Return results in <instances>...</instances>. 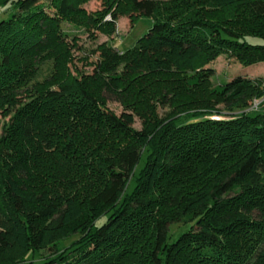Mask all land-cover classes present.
Returning a JSON list of instances; mask_svg holds the SVG:
<instances>
[{
    "label": "trees",
    "instance_id": "16d2710c",
    "mask_svg": "<svg viewBox=\"0 0 264 264\" xmlns=\"http://www.w3.org/2000/svg\"><path fill=\"white\" fill-rule=\"evenodd\" d=\"M87 1L0 0V264H264V99L248 110L264 87L210 88L205 67L264 63V0ZM120 14L153 21L75 76L61 25L109 36ZM174 224L190 229L171 239Z\"/></svg>",
    "mask_w": 264,
    "mask_h": 264
},
{
    "label": "rangeland",
    "instance_id": "374dc122",
    "mask_svg": "<svg viewBox=\"0 0 264 264\" xmlns=\"http://www.w3.org/2000/svg\"><path fill=\"white\" fill-rule=\"evenodd\" d=\"M159 2H168L170 0H157ZM43 4H47V0H42ZM83 7L89 13L101 10L103 7L102 0H88L84 3ZM12 10V6L9 5L4 9L0 10V17L7 16L8 12ZM112 19L110 15H106L103 21L110 22ZM153 19L148 17H138L137 19L131 20L128 15L120 14L117 21L114 23V30L111 35L107 36L101 33H95L94 36H89L84 30H78L71 25L63 23L61 25L62 31L67 35L68 41L75 42L76 48L72 49L71 52L74 55V65L71 67L72 73L76 75L79 73H88L92 70V64L97 55L95 54L97 47L101 44H106L107 46L118 51L120 55L123 54L127 49H131L135 45L136 41L146 33L148 28L151 26ZM250 42H259L257 39L249 38ZM206 68H211L214 75L210 79L209 87L215 88L216 86L223 85L224 83L230 81L233 77L241 76L248 78L254 82H258L264 87V63H258L252 66H244L242 63L238 62L234 57L229 54L220 53L209 59L205 65ZM95 90V94H99V90L93 85L89 84ZM89 87L90 89H92ZM92 89V90H93ZM94 91V90H93ZM104 100L105 106L108 111L112 112L116 116H119L124 110H128L118 99V97L110 95L108 93H102L101 96ZM264 98L260 100H254L252 105L248 109L249 111H256L258 105ZM217 108L222 109V106H217ZM158 115L162 118L169 112L168 108L159 107L157 108ZM134 124L133 128L136 130L141 129L143 126L144 119H142L137 112L133 113ZM225 115H215L212 114L208 118L216 120L228 119L224 117ZM7 120V119H6ZM196 119L189 121L194 122ZM0 126H2L3 120L0 118ZM258 212H254V217ZM190 229V224H174L169 227L168 236L169 238H175L181 233ZM79 235L75 234L65 240H62L58 247L65 248L70 246L72 242L76 241ZM55 255L52 251H39L34 254H29L26 261H32L34 264H41L49 259L54 258Z\"/></svg>",
    "mask_w": 264,
    "mask_h": 264
}]
</instances>
